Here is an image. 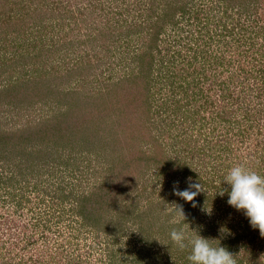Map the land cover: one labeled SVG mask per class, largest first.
I'll return each mask as SVG.
<instances>
[{"label": "rangeland", "instance_id": "obj_1", "mask_svg": "<svg viewBox=\"0 0 264 264\" xmlns=\"http://www.w3.org/2000/svg\"><path fill=\"white\" fill-rule=\"evenodd\" d=\"M248 14L260 16L262 39L264 0H0V264H191L190 245L179 249L173 229L213 239L237 264H264V237L228 195L217 194L226 187L201 183L195 203L202 207L192 212V202L173 194L192 176L177 183L149 164L152 148L141 134L147 127L159 136L164 144L155 147L180 156L178 168L206 165L201 175L214 176L213 156L181 153L166 135L172 128L166 106L183 89L169 83L170 73L183 70L190 79L205 54L210 63L225 56L212 71L225 81L217 89H236L237 121L244 109L261 108L254 116L264 123V90L263 104L255 105L260 77L231 76L239 72L237 40L256 37ZM235 24V34L226 33ZM221 44L232 50L222 54ZM198 45L205 47L201 54ZM143 51L155 57L152 106L138 100L129 78ZM231 77L252 87L248 97ZM261 129L234 140L235 162L264 167ZM175 205L183 206L185 221ZM11 211L17 213L10 227Z\"/></svg>", "mask_w": 264, "mask_h": 264}, {"label": "trees", "instance_id": "obj_2", "mask_svg": "<svg viewBox=\"0 0 264 264\" xmlns=\"http://www.w3.org/2000/svg\"><path fill=\"white\" fill-rule=\"evenodd\" d=\"M247 16V20L249 22L250 18H252L250 26L252 30H254L253 32L255 33V36L257 38L245 36V34L243 35L242 33L238 34H242V36H244L243 39L241 38V36L239 40H237L240 45V47H238V51L236 50V52L238 53V55L236 54V58L240 57L238 65L239 72L236 71L231 76L235 75L236 77V75H240L244 77V80L248 79L249 77L257 78L258 80V78L260 77L258 85L256 86V88H254V90H258V97H256L257 102H254L255 105H261V103L263 104V99L261 103L259 102V99L261 92L264 90V61H260L264 60V53L261 48H256L258 41L257 43L255 41L258 38L260 39V36L263 33V27H257L259 21L258 19L260 18V16H256V19H254L250 14H248ZM237 26L238 25L236 24L233 25V28L228 30L226 33L234 35L235 28ZM241 29L244 30L245 28L243 29V27H241ZM251 39L253 40L251 41ZM232 40H234V37ZM260 40V46H264V37ZM244 44H246V49L242 51L241 47ZM201 48H205L204 45H198L195 47L197 54H201V51H205V49L203 50ZM219 48L222 54H224V49H227L228 52L232 50V48L224 47L222 44L219 46ZM149 54L150 59H147L148 55L144 51L142 54H139V56H137L138 61L135 64V69L132 71L129 78L136 83L135 86L132 85V88L134 89V93L137 96L138 100H141L139 99L138 95H140V97L143 96V99L147 100L152 106L151 99L150 97H147V94L155 84L153 81L151 70L154 65L153 59H155V57L153 53ZM255 54L258 55V60L260 61H256L257 58ZM220 56H217L216 54L217 59L214 60L215 62L210 63L208 62L209 55H203V61L200 64H195L192 67L190 73L192 77L190 79L187 75L189 73L186 74L183 72V70L182 73H170L169 83L171 84L172 82L178 84L182 86L183 89L179 96L175 97L176 99L174 101H170V105L166 106V110L170 114L168 122L170 123V127L172 126L169 131L170 134H166L169 138V144L180 147L181 150L178 151L181 153L186 152L189 154L190 152H193L203 160H205V157L208 156L207 153H209L211 157L213 156L212 162L214 163L215 169L213 170L214 176L201 175L200 169L206 167V165L202 167L196 166V168L198 167L199 171H197L195 167L192 168L189 162L184 165V169L178 168V160L180 156L176 157L177 154L167 155L168 151H166L163 146L155 147V145H158L159 143L164 144V142L159 136H156L154 134L151 135L147 127L143 128L144 131L141 132V134H147V137L142 136V138L148 143V146L152 148L150 152L147 146L142 149L144 151L148 149V152L150 153L148 155V158L151 160H148L149 164L155 165V167L157 168L160 167V171L165 170V172H170L171 177H176V179L179 180L176 181L177 183H185L186 178L191 175L193 178V182L205 183L204 187H206V189L208 190L211 187L210 183L211 185L220 183L222 186L229 188V186L224 183V178L227 175L228 170L232 166H235L236 163H238L239 165L240 163H242L239 160L235 162L233 160V155H231L235 146L234 140H237L239 138L245 141L247 139V135L249 136V131L252 127L256 129V132L259 136L260 134H262L261 128L264 126V123H259V117H257V115L254 116L255 112L261 109L259 107V110H255L254 113H250V110H248L247 108L244 109V113L242 115L243 118L245 117L244 120L246 122H244L241 117H239L237 121V116L235 115V113H237V110L239 109V107H241V104L238 102V97L235 98L234 96V91L236 89L225 86L217 89L218 86L220 84H224L225 81H221L219 79L218 73L212 71V69L222 63L223 58H225L224 55L223 57ZM250 57L251 59H249ZM243 60L249 62L251 64V68H247V64L244 65L245 63L243 62ZM209 68L211 69L210 72ZM253 73H256V75L254 76ZM230 80L233 84H235V88H242L243 93H245V98L249 96L248 94H250V92L252 91V87L246 85L243 79H239L236 81L233 77H231ZM261 82L263 84L259 85ZM226 83H228L227 79ZM143 93H145V95H141ZM252 115L254 119H252ZM226 122L227 129L224 134H221L219 126L220 124ZM174 132H176V134H174ZM22 139L27 140L28 137L24 136ZM256 139H258V137ZM18 140H20V138ZM170 140L172 141V143H170ZM259 142L261 143V141ZM19 145L21 146L22 143L20 142ZM153 150L156 152L155 155L152 154ZM224 153H227V155H224ZM158 155L160 157H158ZM145 156L147 157V155ZM246 168L264 175V171L262 170L264 169V167L260 162L257 164L254 163V165L251 166L247 165ZM178 186L179 188H181V185L178 184ZM205 193H207V191H205ZM225 195L227 196V193H225ZM201 207L202 205L196 206L192 212L199 213ZM219 207L221 208V206ZM239 212L240 214H244L242 211ZM245 219L248 218L246 217Z\"/></svg>", "mask_w": 264, "mask_h": 264}, {"label": "clouds", "instance_id": "obj_3", "mask_svg": "<svg viewBox=\"0 0 264 264\" xmlns=\"http://www.w3.org/2000/svg\"><path fill=\"white\" fill-rule=\"evenodd\" d=\"M224 183L229 188H224L217 194L223 197L227 193V203L237 211H242L249 219L252 228H258L261 237H264V175L238 164L228 170ZM201 192H204L201 182H193L191 178H189L188 187L184 190H179L178 186L173 188L175 196L186 202H192L193 207H196L195 198ZM175 208L177 215L185 221L183 206L175 205ZM15 213L17 212L11 211V215H8L10 227L12 225L10 216ZM14 231L15 229L12 228V232ZM221 232L223 234L224 231L221 230ZM170 239L181 250L190 245L191 252L187 259L191 264H237L236 255L226 247L220 244L214 246L213 239L204 238L198 233L189 238L184 230L173 229L170 232Z\"/></svg>", "mask_w": 264, "mask_h": 264}]
</instances>
